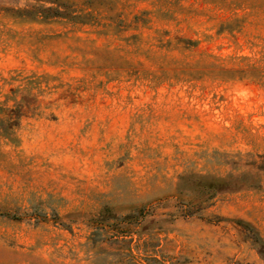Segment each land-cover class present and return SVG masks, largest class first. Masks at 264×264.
Returning <instances> with one entry per match:
<instances>
[{
	"label": "rangeland",
	"instance_id": "rangeland-1",
	"mask_svg": "<svg viewBox=\"0 0 264 264\" xmlns=\"http://www.w3.org/2000/svg\"><path fill=\"white\" fill-rule=\"evenodd\" d=\"M17 76L0 264H264V0H0Z\"/></svg>",
	"mask_w": 264,
	"mask_h": 264
},
{
	"label": "trees",
	"instance_id": "trees-1",
	"mask_svg": "<svg viewBox=\"0 0 264 264\" xmlns=\"http://www.w3.org/2000/svg\"><path fill=\"white\" fill-rule=\"evenodd\" d=\"M12 79L19 82L17 84V86L11 88L9 92H7L3 95H0V125H2V126L6 125L12 118L9 115L11 114V112L14 109L12 108V106L7 105L8 102L9 101H15V102L21 101L20 97H22L23 95L28 96V94L31 93L33 88H35V84H37V80L34 79V77L17 76L16 78H12ZM27 92H29V93H27ZM1 96H4V99H1ZM3 214L10 216V213H3ZM12 216L16 217L15 214ZM129 255L132 256L131 254H129ZM124 258H126V257H124ZM132 258H135V257L132 256Z\"/></svg>",
	"mask_w": 264,
	"mask_h": 264
}]
</instances>
